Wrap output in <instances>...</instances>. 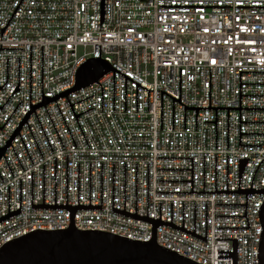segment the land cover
I'll use <instances>...</instances> for the list:
<instances>
[{
	"label": "built area",
	"instance_id": "2783aa9c",
	"mask_svg": "<svg viewBox=\"0 0 264 264\" xmlns=\"http://www.w3.org/2000/svg\"><path fill=\"white\" fill-rule=\"evenodd\" d=\"M229 6L232 8H159ZM264 0H0V248L35 230L69 227L66 210H31L32 204H101L79 210V231H101L133 241L151 239V225L112 213L113 208L171 222L206 243L167 226L156 244L197 264H257L264 195L158 194L238 191V159H249L239 189H264V135H240L239 72H264ZM95 59L111 70L74 90L82 65ZM174 102L172 130V98ZM241 84H264V73H241ZM161 91L162 130H161ZM240 108H264V85H240ZM240 122H264V110H240ZM242 134H264V123H240ZM263 160V161H262ZM262 161V163H261ZM261 163V164H260ZM260 166L258 167V165ZM258 167V169H257ZM257 169V170H256ZM256 173L254 175V172ZM254 175V178H253ZM253 178V181H252Z\"/></svg>",
	"mask_w": 264,
	"mask_h": 264
},
{
	"label": "water",
	"instance_id": "95a60500",
	"mask_svg": "<svg viewBox=\"0 0 264 264\" xmlns=\"http://www.w3.org/2000/svg\"><path fill=\"white\" fill-rule=\"evenodd\" d=\"M159 8H232L229 6H159ZM234 8H257L264 7H234ZM111 70L110 66L101 60L92 59L81 66L78 71L76 86L74 90L87 87L101 78L102 75ZM241 73H264V72H239V108H210V69H209V107L190 108L180 103V80L181 69H179V100H175L161 91V130H162V94L172 99V130H173V109L174 102L184 106V130L185 110H195V130L197 113L199 110H215V122H204L215 124V149H216V123L217 110H227V149H228V110H239V146H261V145H240V135H264V134H242L240 123H264V122H240V110H264V108H240V85H264V84H241ZM3 151L0 152V157ZM158 159H191V169H158L166 171H191V181H157V182H191V192H158V194H245V205L216 206H245L244 216H216V217H244L247 228H216V229H249L246 218L247 195H264V189H239L243 170L249 159H238V191H228V156L226 160V191H216V156H215V192H204V156H203V192H193V158H158ZM264 160V159H263ZM262 160V161H263ZM261 161V163H262ZM260 163V164H261ZM258 165V167L260 166ZM257 167V169H258ZM90 169L89 164V206H79V163H78V184H77V206H67V155H66V205H55L56 192V159H54V205H44V166H43V204H32V173H31V210H66L69 213V227L64 230L44 231L35 230L22 237L5 243L0 248V264H197L189 259L179 256L177 253L160 247L156 244V229L160 226H167L184 232L206 243V220L207 203H205V237L195 234V203H194V232L183 229L184 203H182V227L172 224V203L171 222L160 221L159 219L148 218V183H147V217L136 215L137 198V164L135 174V214L125 212V164H124V211L113 208V183L114 164H112V213L125 216L134 220L148 222L151 225V239L147 242L133 241L119 237L114 234L101 231H79L74 226V215L79 210H102V164H101V204L100 206L90 205ZM256 169V170H257ZM254 172V175L256 173ZM253 175V178H254ZM252 178V181H253ZM258 217L261 225L260 239L257 251V264H264V201L258 209ZM232 241V251H218V259H232V264H237V239H216Z\"/></svg>",
	"mask_w": 264,
	"mask_h": 264
}]
</instances>
